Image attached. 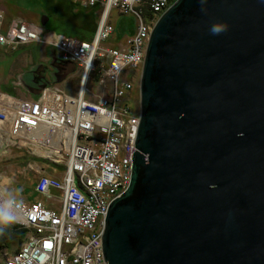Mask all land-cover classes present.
Returning <instances> with one entry per match:
<instances>
[{"label": "water", "instance_id": "water-1", "mask_svg": "<svg viewBox=\"0 0 264 264\" xmlns=\"http://www.w3.org/2000/svg\"><path fill=\"white\" fill-rule=\"evenodd\" d=\"M216 22L226 29L213 35ZM53 65L55 83L75 71ZM139 94L105 263L264 264V0H177L151 32Z\"/></svg>", "mask_w": 264, "mask_h": 264}, {"label": "built area", "instance_id": "built-area-1", "mask_svg": "<svg viewBox=\"0 0 264 264\" xmlns=\"http://www.w3.org/2000/svg\"><path fill=\"white\" fill-rule=\"evenodd\" d=\"M67 1L100 14L90 39L43 37L42 29L25 20L8 22L0 10V49L45 44L59 64L74 62L82 70L76 94L45 79L36 100L0 92V149L25 155L37 193L60 195L54 200L59 208L19 200L0 174V202L9 198L4 190L16 198L15 223L28 231L24 244L5 255L6 264H106L104 218L110 203L131 184L140 123V110L129 99L138 72L132 80L125 75L130 68L142 74L151 32L177 0ZM123 16H133L135 25L131 36L120 41L116 21Z\"/></svg>", "mask_w": 264, "mask_h": 264}, {"label": "rangeland", "instance_id": "rangeland-1", "mask_svg": "<svg viewBox=\"0 0 264 264\" xmlns=\"http://www.w3.org/2000/svg\"><path fill=\"white\" fill-rule=\"evenodd\" d=\"M66 0H0V10L4 11L8 22L13 19L25 20L26 22L42 29L45 34L50 36L66 35L74 38L82 39L87 36L90 39L94 33L88 19L85 15H90L89 18H95L98 22L100 14L96 9L75 8L74 14L71 9H62L63 2ZM94 14V15H93ZM116 14V12H114ZM50 17L46 27L41 25L43 16ZM95 23V22H94ZM93 23V25H94ZM117 29L119 32V40L123 41L127 36H131V31L134 28V17L123 16L118 17ZM108 41L106 46L111 48ZM54 50L52 47L40 43L21 47L15 51L0 49V92L10 93L24 100H36V95L30 92L33 87L31 80L37 69L44 67V79L48 83H55L54 69ZM58 56V55H57ZM138 72L135 79L136 88L129 95L132 107L135 111H139L140 94L137 88L141 72L135 69H127L126 78L132 80ZM82 70L71 74L62 83H56L59 87L66 90L70 94H76L79 83L81 81ZM40 160V159H39ZM28 160L25 155L15 149L0 158V174L6 177L5 184L9 185L10 194L22 200L33 202L38 198V193L35 191L36 181L33 174L26 172ZM47 168L53 169L51 165L46 164ZM18 193V195H17ZM56 200V198H55ZM56 208H59L56 205ZM20 246L15 244L5 251H0V264H6V256H11ZM6 255V256H5Z\"/></svg>", "mask_w": 264, "mask_h": 264}, {"label": "trees", "instance_id": "trees-1", "mask_svg": "<svg viewBox=\"0 0 264 264\" xmlns=\"http://www.w3.org/2000/svg\"><path fill=\"white\" fill-rule=\"evenodd\" d=\"M63 4L65 6H63L62 9H67V8L68 9H71L70 11L73 14L75 12V8H77L78 6H80L83 9L86 8L85 6H82V5L73 3V2H69L67 0L65 2H63ZM89 16H90L89 14L88 15H85L86 19L89 20L92 28L94 29V27H95V29H96L97 23H96L95 18H92L91 17V19H90ZM93 23H94V25H93ZM118 34H119V32H118ZM87 38H88L87 36H84L82 39H87ZM57 63L54 62V64H57ZM65 64H68L69 67L72 70L75 69V71L73 70V73L77 72V69L78 68L76 66V63H74V62H67ZM27 234H28V231L25 228H23L22 226H20L19 224H16V223H13L11 225H8V226L0 229V251H5L6 249L10 248L11 245H15V244H17V245H19L21 247L24 244V242L26 241Z\"/></svg>", "mask_w": 264, "mask_h": 264}, {"label": "clouds", "instance_id": "clouds-1", "mask_svg": "<svg viewBox=\"0 0 264 264\" xmlns=\"http://www.w3.org/2000/svg\"><path fill=\"white\" fill-rule=\"evenodd\" d=\"M226 29V25H222L219 22L213 23L209 32L213 35L219 34ZM18 195V193H17ZM19 207V202L14 196H9L3 202H0V229L11 225L16 222L17 217L15 215L16 209Z\"/></svg>", "mask_w": 264, "mask_h": 264}, {"label": "crops", "instance_id": "crops-1", "mask_svg": "<svg viewBox=\"0 0 264 264\" xmlns=\"http://www.w3.org/2000/svg\"><path fill=\"white\" fill-rule=\"evenodd\" d=\"M4 156H6V155H4ZM1 157H3V156H1ZM0 157V158H1ZM35 181H37V179H36V177H35ZM5 182V181H4ZM6 183V182H5ZM19 200H22V199H20V198H18ZM37 200H41V201H43L47 206H49V207H51V208H56V205L54 204V200H55V198H52V197H50V196H44V195H41V194H39L38 193V198L36 199V200H34L33 202H35V201H37ZM23 201H25V200H23ZM25 202H28V201H25ZM28 203H32V202H28Z\"/></svg>", "mask_w": 264, "mask_h": 264}, {"label": "bare ground", "instance_id": "bare-ground-1", "mask_svg": "<svg viewBox=\"0 0 264 264\" xmlns=\"http://www.w3.org/2000/svg\"><path fill=\"white\" fill-rule=\"evenodd\" d=\"M162 16V15H161ZM160 16V17H161ZM160 17H159V19H160ZM158 19V20H159ZM158 22V21H157ZM157 24V23H156ZM154 29V28H153ZM2 153L0 154V157L1 156H3L4 154V152L3 151H1ZM2 194L5 196V197H9V193H8V191L7 190H4V191H2ZM52 196L54 197V198H58V197H60V195H59V193L57 192V191H55V190H53V192H52Z\"/></svg>", "mask_w": 264, "mask_h": 264}, {"label": "flooded vegetation", "instance_id": "flooded-vegetation-1", "mask_svg": "<svg viewBox=\"0 0 264 264\" xmlns=\"http://www.w3.org/2000/svg\"><path fill=\"white\" fill-rule=\"evenodd\" d=\"M64 65V64H63ZM65 66V65H64ZM38 70V69H37ZM37 70L36 71H34V72H36L34 75H33V78H32V80H31V83H32V85H33V87H36V86H38V85H40L41 83L40 82H37ZM44 74L45 73H42V75L44 76ZM39 75H40V73H39Z\"/></svg>", "mask_w": 264, "mask_h": 264}]
</instances>
